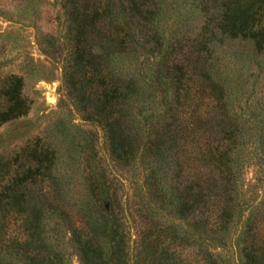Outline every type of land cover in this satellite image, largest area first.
Listing matches in <instances>:
<instances>
[{"label": "trees", "instance_id": "obj_1", "mask_svg": "<svg viewBox=\"0 0 264 264\" xmlns=\"http://www.w3.org/2000/svg\"><path fill=\"white\" fill-rule=\"evenodd\" d=\"M57 1L67 35L60 59L66 96L79 119L102 133L111 163H132L136 158L146 162L144 184L150 201V214L128 212L121 182L100 164L94 147L85 143L87 154L81 161L87 165L81 173L91 197L75 214L68 215V233L76 245L78 261L187 264V241L200 232L206 234L208 226L220 223L229 209L230 165L225 160L230 139L223 125V87L207 73L201 52L192 53L191 58L190 54L173 57L162 74V112L142 117L139 109H134L141 101L142 69L149 64L147 42L152 38L150 25L158 1ZM250 2L228 0L222 5L218 28L231 39H252L255 34L256 46L264 24L252 26L253 13H246ZM263 5L260 0V13H264ZM55 44L53 40L43 49L46 55L54 57ZM128 66H135V71ZM194 70L206 76V82L194 75ZM21 89L20 77L8 74L0 78V124L26 112L29 103ZM199 89L202 95H198ZM199 96L204 103L201 109L196 104ZM90 132L94 134L88 129ZM52 158L50 143L35 135L2 159L0 209H8L4 225L12 227L13 233L3 230L0 250L19 257L24 264H64L40 228L43 213L59 208L54 195L57 183L48 169ZM161 158L166 163L164 183L155 176ZM165 197L172 198L171 210L186 222L192 235L178 233L175 226L152 214L162 210L159 204ZM131 228L135 235L132 244ZM144 246L152 249L150 259L143 256ZM206 256L209 259V254ZM3 261L0 264H7Z\"/></svg>", "mask_w": 264, "mask_h": 264}, {"label": "rangeland", "instance_id": "obj_2", "mask_svg": "<svg viewBox=\"0 0 264 264\" xmlns=\"http://www.w3.org/2000/svg\"><path fill=\"white\" fill-rule=\"evenodd\" d=\"M157 1L159 7L150 25L152 38L147 42L149 64L142 69L143 92L134 111L139 109L142 117L162 112V74L168 61L186 54L191 58L192 53L201 52L207 73L224 90L222 114L230 139L225 160L230 165V184L226 196L229 209L220 223L208 226L206 234L192 235L186 222L176 218L171 210L172 198H163L159 204L162 210L152 214L175 226L178 233L193 236L187 241L190 247L184 253L187 264H264V34L258 37L255 46V34L252 39H231L222 33L218 20L222 5L228 0ZM57 2L0 0V78L8 74L20 77L22 93L29 103L22 116L0 124V175L2 159L29 137L37 135L50 143L53 158L48 169L57 183L54 195L59 208L43 213L40 228L64 264H80L76 245L68 233V215L75 214L91 197L81 173L87 165L81 161L84 153L87 154L85 143L94 147L100 164L107 166L121 182L128 212L150 214V201L144 184L146 162L136 158L132 163H111L102 133L79 119L66 96L60 59L65 54L67 35ZM249 4L246 13H253L252 26L264 24V13L258 9L260 0H251ZM249 26L250 23L245 25ZM245 35L249 37L248 33ZM50 36L56 40L54 57L43 51L53 42ZM190 68L189 64L187 69ZM128 69L135 71V66ZM193 74L206 82V76L198 70ZM197 92L203 94L200 89ZM196 104L200 109L204 107L200 96ZM88 129L94 134L89 135ZM164 162L161 158L155 167L156 179L163 183ZM7 210L0 209V235L6 229L3 219ZM6 230L9 235L13 233L12 227ZM130 235L132 244L134 228L130 229ZM142 253L147 259L153 256L152 249L146 246ZM1 260L7 264H24L19 257L0 250Z\"/></svg>", "mask_w": 264, "mask_h": 264}]
</instances>
